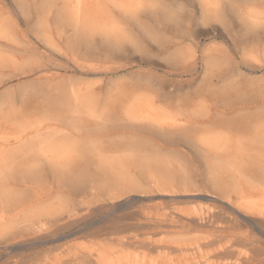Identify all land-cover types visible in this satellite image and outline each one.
I'll use <instances>...</instances> for the list:
<instances>
[{
    "label": "rangeland",
    "instance_id": "rangeland-1",
    "mask_svg": "<svg viewBox=\"0 0 264 264\" xmlns=\"http://www.w3.org/2000/svg\"><path fill=\"white\" fill-rule=\"evenodd\" d=\"M197 3L204 6V13L215 18L224 0H197ZM240 3L243 7L236 10V23L251 30L258 51L259 34L264 31V8L261 7L264 0H240ZM155 4L172 7L168 0H0V212L3 213L0 264H24L28 260V264L33 261L51 264L55 260H65L73 253L80 255L106 245L115 248L116 240L132 237L135 243L124 247L126 254L159 260L156 251L139 242L163 237L159 233L170 224L163 222L165 213L203 210L213 198L222 200L216 201L215 206L226 208L221 203L226 199L202 180L204 168L199 155L181 139L173 137L165 141L154 134L138 133V126L109 125L117 104L120 118L125 113L130 114L133 117L131 122H137L135 124H138V112L140 118L167 108L174 110L177 105L190 109L198 102L217 110L264 109V78L247 76L243 82L236 77L226 79L230 58L222 43L209 41L197 52L199 44L182 43L159 24L155 27L147 25L144 28L146 38L166 53L165 66L178 69L176 73L163 74H159L155 67L161 61H140L137 57L131 63H121L96 50L98 39L108 40L117 35L123 38L121 17L136 18L147 14L166 19L167 12L154 7ZM249 56L251 62L259 65L255 53L250 52ZM173 75L177 76L176 80L171 79ZM153 78L161 81L163 87H156ZM50 99L59 101L57 113L49 110L47 101ZM78 106L82 107L78 109ZM71 108L81 115L92 110L95 116L101 118L103 115L108 122H99L101 120L97 118L99 121L93 120V128L86 132L72 130L60 122L61 118L73 113ZM40 128L57 130L66 137H59L49 149L33 133ZM17 134H27L25 142ZM139 148L146 151L148 158L156 152L157 156L162 155L171 166L164 171L167 174L143 167L138 162ZM62 153L67 158H61ZM41 163L47 165L46 170ZM30 165L32 171L27 170ZM183 174H187L186 178L191 176L185 181L179 178ZM21 199L29 203L15 219L17 226L11 223L12 207ZM64 205L66 208L62 210ZM29 209L59 211L46 228L48 232H60V236L47 231L25 236L21 223L28 219L32 211ZM248 215L264 220V215L252 212ZM244 230L240 228L235 233L241 234ZM192 234L188 238L199 236ZM31 238H36V243L29 245L27 241ZM240 252L242 258L250 259L251 264H264V249L242 248ZM210 262L227 264L225 260Z\"/></svg>",
    "mask_w": 264,
    "mask_h": 264
},
{
    "label": "bare ground",
    "instance_id": "bare-ground-1",
    "mask_svg": "<svg viewBox=\"0 0 264 264\" xmlns=\"http://www.w3.org/2000/svg\"><path fill=\"white\" fill-rule=\"evenodd\" d=\"M211 70H212V68H211ZM208 75H210V74H208ZM248 89H249V86H248ZM260 91H262V90H260ZM238 92L240 93V91L237 90V93ZM254 92H256V91H254ZM80 97H77V98H80ZM249 97H251L250 94H249ZM82 99L85 100L83 97H82ZM84 104L85 103H83V105ZM143 105H144V103H143ZM136 106H138V105H136ZM79 107H82V106H78V109H79ZM129 107H127V108H129ZM132 108H135V106L134 107L132 106ZM184 108H186V107L184 106ZM73 109L71 108L72 111H73ZM89 109H90V107H89ZM129 109H131V107ZM74 111H73V113H71V115L69 117H65L63 119L61 118L60 122L64 126L70 128L72 130H75V131H80L81 129H83L84 132H86L85 130H89V129L93 128V125L91 124V122L93 120L96 121V119L98 117L95 116L96 114H94L92 110H91L92 112L91 111L87 112L86 115H81L80 113H78V111L77 112H74ZM94 112H96V111H94ZM142 112H141V115H142ZM150 112H151V109H150ZM139 113L140 112H138V116H137L138 117V124H135L137 122L132 123L131 121L133 120V117L130 114L125 113L124 116L122 118H120L121 122L117 123L114 121H110L111 123L109 122L110 123L109 125L111 127L112 126H119V125L122 127L126 126V125L127 126L132 125L133 127L138 126V133L142 134L140 131H143V132H145V134H147V133L149 135L154 134L158 137H161L162 140L164 139L165 141H167L173 137L178 138L179 140L181 139L187 146L191 147V149L194 151V153L199 155V161L202 163V166L204 168L202 175H201L202 180L213 191H215L216 194H218L219 196L226 199L225 202L224 201L221 202L222 204L225 205L226 208L224 209V208H220L219 206H215V202L220 201L221 199L219 200L218 198L217 199L213 198V199H210L212 202H209L210 204H206L205 209H203V210H192V211L191 210L190 211L189 210L188 211H180V210L174 211V210H172L171 212H169L167 214L165 213L163 215L164 220L163 219L162 220H163V222H169L170 224H169V226L167 225L168 227H165V224H164L165 228H163L162 232L159 233L163 237L160 238L159 240H156V241L147 240V241H140L139 242L141 245L148 246L150 248V250H153V252L156 251L159 254V258H160L159 260L149 259L145 255L131 256L130 254H126L123 249L125 246L130 245L134 242L133 241L134 237H132V239L122 238V239L116 240V247L115 248H108L106 245V242H105V240H107V239L105 238V239H103V242H104V245H106V246H102V247L98 248L97 250H89L87 253L80 254V255L73 253L71 256H68L65 260L64 259L63 260L62 259L55 260L54 262H51V264H211L210 261H213V260L214 261L225 260V262L227 261V264H251V261L248 257L247 258L241 257L240 249L249 248V250H252V251H263V249H264V220L248 215L251 212L256 213V214H260V215H264V109H258L257 108V110L256 109L253 110V109H249V108H238V109L217 110V109L205 107L203 102H198V103H196V106L193 105L192 108H190V109H183V108L179 107V105H177V107H175L174 110H170L169 108H167V109L159 111V112H153L151 114L148 113L149 114L148 116L140 117V118H139ZM217 113H221V114L226 113L232 119L229 121L228 124H226L224 126H218L214 121V117L216 116ZM102 117H103V115H102ZM102 117L98 118L101 121H99L98 119H97V121L102 122V123L108 122L107 119H104ZM37 127H39V126H37ZM104 127H102V128H104ZM184 128H192L197 133V135L194 138H192L194 143H195V147H193V143H190L188 139H182L178 136L172 135V133L176 132L177 130L184 129ZM97 129H95V130H97ZM33 133L35 134L36 137H39L42 140L41 141L42 144L49 149H50V147H52V145H53L52 143L55 140H57L59 137L60 138L66 137V134H63L62 132H59L57 130H49V129L43 130L42 128L35 130ZM26 136H27V134L26 135H18L17 137L20 138L21 140H23V142H25L26 139L24 137H26ZM138 138H141V136L139 135ZM28 141H30V140H28ZM34 142H35V140H34ZM91 147H92V145H91ZM140 148L143 149V147H140ZM140 148L138 149V162L143 167H151L163 175L165 173L164 171L171 167L169 162L164 161V159L162 158V155H161V157L156 155V154H158L156 151L153 150L154 152H156V154L153 156L152 155L153 151H152L151 155L153 157L150 155L151 157L148 158L149 156H147L148 154L146 155V151L145 150L143 151ZM145 149H147V148H145ZM157 149L161 150V151L163 150V149H159V148H157ZM64 152H66V151H63V153ZM122 152H124V151L122 150ZM148 152H149V150H148ZM164 152H165V150H164ZM169 152H170V150H169ZM24 153H25V150H24ZM47 153H49V152H47ZM54 153H55V151L53 152V154ZM63 153H62L63 156L61 158L64 159L66 156H64L65 154H63ZM67 153L68 152H66V154ZM125 153H124V155H125ZM40 154H41V152H40ZM68 154H70V153H68ZM135 154H136V152H135ZM78 156H79V154H78ZM125 156H127V155H125ZM104 159H106V158H104ZM168 159H169V157H168ZM118 160H119V158H118ZM175 160H176V158H175ZM11 161H12V159H11ZM4 162L9 163L10 161H4ZM59 162H62V161H59ZM107 162H108V160H107ZM64 163H66V162L64 161ZM124 163H126V162H124ZM181 163H183V162H181ZM104 164H106V163H104ZM110 164H111V161H110ZM58 166L60 167V165H58ZM113 166L114 165H112V167ZM29 167H31V165L28 166L27 170L30 169ZM63 167L65 168L66 166H63ZM184 167H186V166H184ZM116 168H118V167H116ZM57 169H59V168H57ZM30 170L32 171V169H30ZM121 170L124 171V169H121ZM140 170H142V169L140 168ZM20 171L22 172L21 168H20ZM5 172H8V170ZM25 172H26V170H25ZM138 172H140V171H138ZM12 173H14V171ZM12 173H11V175H13ZM26 173H28V172H26ZM141 173H142V171H141ZM165 174H167V173H165ZM185 175H187V174H183L181 177L177 176V178L178 177L180 179L183 178L186 181L187 178L189 176H191V174H190L186 178ZM13 176H15V175H13ZM22 177L25 178V176H22ZM34 177H36V176H34ZM152 177H153V175H151V178ZM26 178H27V176H26ZM33 179H31V180H33ZM72 179H73V177H72ZM147 179L148 178H146V180ZM173 179L174 178H172V180ZM152 180H153V178H152ZM172 182L174 183V180ZM176 182H177V180H176ZM154 183H155V181H154ZM193 186L195 187V185H193ZM177 189H179V188H177ZM174 191H176V189ZM2 192H4V191H2ZM16 193H18V192H16ZM192 194H194V193H192ZM175 195H178V194H175ZM185 195H188V194H185ZM195 195H197V194H195ZM195 195H194V198L196 197ZM20 196L22 198V195H20ZM14 197H15V195H14ZM179 197H181V196H178V198ZM185 200H183V201H185ZM2 201H3V199H2ZM173 201H174V199L172 200V203H173ZM189 201H191V200H189ZM6 202L7 201H5L4 203L6 204ZM14 203H16V202H14ZM28 203H29V201H27L25 199L24 200L21 199L17 202V204H15L12 207L13 219L11 220V223L17 225L16 224L17 222L15 219L18 216H20L23 211H25L27 209ZM7 205H9V204H7ZM3 207H5V206H3ZM9 207H10V205H9ZM65 208H66L65 205H64V207L62 206V210H65ZM166 208H167V206H166ZM5 210H6V208H5ZM30 210H32V211L28 215V219H26L23 223H21L22 224L21 226L24 227V235L25 236H34L33 234H35L37 232L38 233H42L45 231L48 232L46 227H47L48 223L50 222L49 220H51L53 217H55L57 212L61 211L60 208H59V211H56V212H54L53 209H45L43 211H37V210L29 209V211ZM6 213H7V210H6ZM53 219H55V218H53ZM2 220H3V213L0 212V227H2L1 226ZM156 221H157V219H156ZM160 225H162V223ZM160 225H157V226L160 227ZM17 226H19V224ZM66 226H68V225L66 224ZM240 228L245 229L244 232L241 234L235 233V231L240 229ZM59 233L60 232H58V231L48 232V234L56 235V236L57 235L60 236ZM192 233H197L199 236L188 238V235H190ZM151 235H154V234H151ZM155 235H157V234H155ZM192 236H194V234H192ZM35 239L36 238H31L30 240L27 241V243H29V245L35 244L36 243ZM134 240H135V238H134ZM133 245H135V244H133ZM143 248H144V246H143ZM233 258H234V260H233ZM228 260H230V263H228L229 262ZM29 261L30 260L26 261L24 264H28ZM34 262L35 261H33L32 264H48L46 262L41 263L40 261L35 262V263ZM221 262H223V261H221Z\"/></svg>",
    "mask_w": 264,
    "mask_h": 264
},
{
    "label": "snow or ice",
    "instance_id": "snow-or-ice-1",
    "mask_svg": "<svg viewBox=\"0 0 264 264\" xmlns=\"http://www.w3.org/2000/svg\"><path fill=\"white\" fill-rule=\"evenodd\" d=\"M168 4L172 5L169 9L165 5L155 4L154 7L163 8L167 12V18L152 17L150 15H142L136 18H120V24L124 28V36L121 38L117 35L115 38L96 40V50L102 55L107 54L114 61L121 63H131L134 58L140 61H161L155 66L159 74L176 73L177 68L166 65V53L159 48L154 47L146 38L144 28L147 25L155 27L159 24L165 31L170 33L182 43L199 44L196 49L199 52L203 49L205 43L219 42L224 45L228 51L229 72L225 76L236 77L243 82L247 76H259L264 78V31L259 34V50L255 48V36L251 30H245L236 23V10L243 7L240 0H224L220 5V12L213 18L212 15L202 11L203 5L198 4L197 0H168ZM264 8V5H261ZM83 46V44L81 45ZM147 49V50H145ZM256 54L259 65L251 62L249 53ZM199 61H197V66ZM168 79V77H165ZM172 80H176L177 76L173 75ZM182 79V77H181ZM134 83V80H133ZM156 87H163L159 80L153 78ZM175 87V85H173ZM191 90V89H190ZM180 93L183 95V85L180 87ZM49 110L53 113L59 111V101L50 99L47 101ZM232 118L226 113H217L214 121L218 126H224L229 123ZM112 120L120 121V106L117 104L112 110ZM172 135L182 139H188L190 143H195L194 138L197 133L192 128L179 129ZM41 167L45 170L47 165L41 163Z\"/></svg>",
    "mask_w": 264,
    "mask_h": 264
}]
</instances>
